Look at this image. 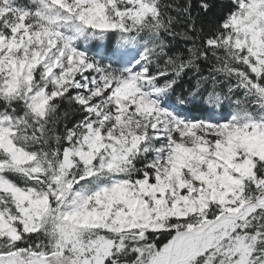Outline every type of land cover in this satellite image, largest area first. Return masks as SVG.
<instances>
[{
	"label": "snow or ice",
	"instance_id": "6c2138e0",
	"mask_svg": "<svg viewBox=\"0 0 264 264\" xmlns=\"http://www.w3.org/2000/svg\"><path fill=\"white\" fill-rule=\"evenodd\" d=\"M0 0V264H264V0Z\"/></svg>",
	"mask_w": 264,
	"mask_h": 264
},
{
	"label": "trees",
	"instance_id": "16d2710c",
	"mask_svg": "<svg viewBox=\"0 0 264 264\" xmlns=\"http://www.w3.org/2000/svg\"><path fill=\"white\" fill-rule=\"evenodd\" d=\"M164 3H171L172 0H163ZM180 2H184V0H180ZM192 6H193V15H196V9L199 3V0H191ZM227 0H217V7L212 10V12L207 16L203 17L201 16L200 18L197 19V25H203L205 30L208 29V27L211 24H214L218 20H220L223 15L226 13L227 8H226Z\"/></svg>",
	"mask_w": 264,
	"mask_h": 264
}]
</instances>
